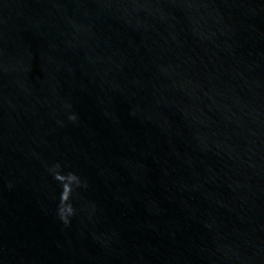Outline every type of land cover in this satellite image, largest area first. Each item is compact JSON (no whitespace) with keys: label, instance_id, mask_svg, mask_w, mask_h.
<instances>
[{"label":"water","instance_id":"1","mask_svg":"<svg viewBox=\"0 0 264 264\" xmlns=\"http://www.w3.org/2000/svg\"><path fill=\"white\" fill-rule=\"evenodd\" d=\"M0 264H264V0H0Z\"/></svg>","mask_w":264,"mask_h":264}]
</instances>
